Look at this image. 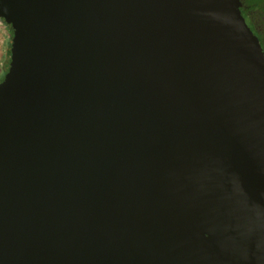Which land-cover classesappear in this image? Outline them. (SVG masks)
I'll use <instances>...</instances> for the list:
<instances>
[{"label":"water","instance_id":"95a60500","mask_svg":"<svg viewBox=\"0 0 264 264\" xmlns=\"http://www.w3.org/2000/svg\"><path fill=\"white\" fill-rule=\"evenodd\" d=\"M0 18V264H264V51L240 0Z\"/></svg>","mask_w":264,"mask_h":264},{"label":"flooded vegetation","instance_id":"af4514ba","mask_svg":"<svg viewBox=\"0 0 264 264\" xmlns=\"http://www.w3.org/2000/svg\"><path fill=\"white\" fill-rule=\"evenodd\" d=\"M245 11L254 23L258 33L261 47L264 51V8H260L264 4V0H240ZM260 9L262 11H260Z\"/></svg>","mask_w":264,"mask_h":264},{"label":"rangeland","instance_id":"374dc122","mask_svg":"<svg viewBox=\"0 0 264 264\" xmlns=\"http://www.w3.org/2000/svg\"><path fill=\"white\" fill-rule=\"evenodd\" d=\"M260 8H264V4L261 5ZM261 9L260 11H262ZM9 37L10 30L8 25L2 18H0V78L3 76L5 71Z\"/></svg>","mask_w":264,"mask_h":264},{"label":"trees","instance_id":"16d2710c","mask_svg":"<svg viewBox=\"0 0 264 264\" xmlns=\"http://www.w3.org/2000/svg\"><path fill=\"white\" fill-rule=\"evenodd\" d=\"M7 24V23H6ZM8 28L10 30V37L8 40V47H7V58H6V65H5V71L3 73V76L0 78V81L3 79L4 74L6 73L7 69H8V64H9V60H10V42H11V37H12V30H11V26L10 24H7Z\"/></svg>","mask_w":264,"mask_h":264}]
</instances>
